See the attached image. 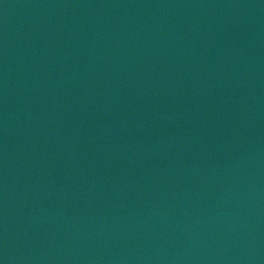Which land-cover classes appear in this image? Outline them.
Listing matches in <instances>:
<instances>
[{
  "label": "water",
  "instance_id": "95a60500",
  "mask_svg": "<svg viewBox=\"0 0 264 264\" xmlns=\"http://www.w3.org/2000/svg\"><path fill=\"white\" fill-rule=\"evenodd\" d=\"M100 0H0V264H28L45 178Z\"/></svg>",
  "mask_w": 264,
  "mask_h": 264
}]
</instances>
